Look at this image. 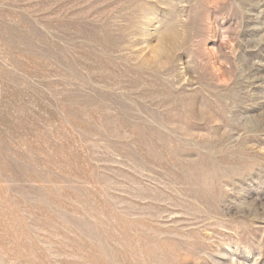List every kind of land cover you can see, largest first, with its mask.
I'll list each match as a JSON object with an SVG mask.
<instances>
[{"label":"rangeland","instance_id":"obj_1","mask_svg":"<svg viewBox=\"0 0 264 264\" xmlns=\"http://www.w3.org/2000/svg\"><path fill=\"white\" fill-rule=\"evenodd\" d=\"M0 264H264V0H0Z\"/></svg>","mask_w":264,"mask_h":264},{"label":"clouds","instance_id":"obj_2","mask_svg":"<svg viewBox=\"0 0 264 264\" xmlns=\"http://www.w3.org/2000/svg\"><path fill=\"white\" fill-rule=\"evenodd\" d=\"M215 50L213 49V52H214Z\"/></svg>","mask_w":264,"mask_h":264}]
</instances>
